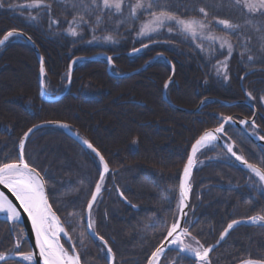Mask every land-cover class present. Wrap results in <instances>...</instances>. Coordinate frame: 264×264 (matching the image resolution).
I'll return each mask as SVG.
<instances>
[{"label":"trees","instance_id":"trees-1","mask_svg":"<svg viewBox=\"0 0 264 264\" xmlns=\"http://www.w3.org/2000/svg\"><path fill=\"white\" fill-rule=\"evenodd\" d=\"M30 2L3 0L0 38L17 29L36 43L44 58L47 95L54 97L66 89L68 66L77 56L106 52L113 58L111 72L119 74L135 70L155 54L164 53L175 69L166 90L170 101L193 109L206 97L249 100L257 110L255 131L264 135V101L260 99L264 96V52L260 51L258 39L264 33V16L248 13L235 0H163L172 13L183 19L202 18L197 10L204 7L208 13L206 22L211 21L209 30L226 36L233 45L228 57L227 49H221L218 42H202V52L196 47L201 43L198 38L185 39L177 32L169 33L167 27L153 34L151 40L138 39L141 24L150 19L148 12L143 11L138 19L120 25L118 30L119 18L105 17L95 35H112L115 42L89 43L95 16L86 17L90 23L77 29L82 39L66 33L68 22L79 11L73 10V0H43L39 9L22 7ZM134 2L126 0L125 16ZM9 4L17 7L9 8ZM217 19H227L239 27L235 31L224 29L216 23ZM142 43L149 47L133 56L127 54ZM248 55H253L254 61H248ZM23 56L32 62L31 74L18 81L10 63ZM226 57L227 81L223 73L217 75L216 68ZM38 72L39 61L28 42L14 37L0 48V161L18 158L19 139L31 126L44 121L67 123L109 163L92 218L95 231L113 250V264H146L177 217L179 177L192 143L203 131L218 126L222 116L250 118L253 109L244 103L222 105L209 99L197 113L176 110L162 96L163 85L171 74V67L163 58L124 78L112 77L104 58L74 62L70 91L55 101L40 97ZM247 93H251V99ZM247 127L252 129L250 123ZM225 129L222 137L234 144V151L262 167L264 147L231 124H226ZM25 159L45 178L49 202L61 220L70 219L69 213L77 214L79 226L70 236L82 253V264H108L106 248L88 233L85 218L79 220L81 214L85 217L87 200L99 180L98 157L62 128L44 126L25 141ZM190 185L186 225L191 236L205 247L216 242L233 220L264 215L262 183L217 144L196 153ZM120 193L129 203L123 201ZM21 227L0 219V251L13 247ZM62 243L71 248L69 242ZM24 250H30L27 240ZM244 259H264V227L239 224L232 228L211 253L210 264H238ZM160 264L196 261L168 251Z\"/></svg>","mask_w":264,"mask_h":264},{"label":"snow or ice","instance_id":"snow-or-ice-1","mask_svg":"<svg viewBox=\"0 0 264 264\" xmlns=\"http://www.w3.org/2000/svg\"><path fill=\"white\" fill-rule=\"evenodd\" d=\"M235 3L240 5L248 13L264 16V0H235ZM43 4V0H31L30 3L23 5L29 9H39ZM126 0H73V10L79 9L77 14L73 16V19L69 21V27L66 29L68 36L73 38L82 39V35L77 31L78 28H82L90 23V19L86 17L95 16V26L92 27L93 36L89 43H95L98 41L115 42L112 35H105L98 37L95 32L98 26L103 22L104 18L116 19L117 29L119 26L129 22L135 21L139 18L140 12H148L150 19L141 24L137 38L152 39L153 34H159L160 30L167 27L168 32H177L185 39L191 37L193 41L199 39L201 43H197L196 47L200 48L202 52L205 51L203 47L204 41L210 44L219 43L220 48L227 49L228 57L232 55L233 45L227 39L226 36H217L210 31L211 21L206 22L208 13L204 7H200L197 11L203 14L202 18L190 17L183 19L172 13L163 0H135L134 3L129 5L128 16L124 15ZM4 7L3 0H0V8ZM9 8H15L17 5L9 4ZM156 9V10H153ZM35 19V17H31ZM55 23L56 21H52ZM216 23L222 25L224 29H230L235 31L239 25H235L227 19H217ZM250 23V21H249ZM23 33L18 32L16 29H12L4 33L3 38L0 39V45H5L10 38H19ZM31 38L29 37V40ZM261 41L260 51L264 52V33L258 37ZM75 42V41H73ZM156 42V41H153ZM149 47L148 44H141V48H133V53H138L142 49ZM161 57H157L160 59ZM248 61H254L253 55H248ZM112 57H107L108 64H112ZM222 65V66H221ZM217 75L223 73V79L227 81L229 79L227 75L228 65L227 57L224 62L217 63ZM72 65L68 66V76L71 77ZM45 67L44 58H40V88L44 89L45 85ZM172 78L169 77L168 81H165L164 88L169 87V83ZM249 99L252 98L251 93H247ZM261 101H264L262 96ZM222 123L219 124L212 131H205L195 143L191 146V154L187 157V163L183 168V175L180 178L179 184V201L177 204L178 211L182 214L181 217H177L174 222L167 227L166 235L160 245H158L151 255L147 258V264H160L161 257L164 256L166 249L175 248L178 250V257L180 254L188 253L195 258L196 264H208L209 252L212 246L204 247H192L191 244H187L184 241V237L190 236V232L187 228H181V219L186 218L187 213L184 211L187 207L188 193L191 188L188 182L189 177L194 166V157L201 147L207 145L215 146L214 142L221 139L226 134L225 125L234 124L236 121L231 116H222ZM47 124H56L59 127L67 128L68 125L58 121H47ZM249 121L240 120V125H247ZM37 125L29 128L23 133V136L19 139V156L15 160L0 161V186L3 189H7L11 196L15 199H10L3 190H0V215H3L5 222L13 225L20 226L22 220L26 216L27 220L31 223V230L35 236L34 249L38 250V253L34 250H24V244L26 243L25 236L23 235V228L19 233H16L13 241V247L8 249L7 252L0 251V264H82V253L77 250V247L73 245L71 249L65 248L61 243V237H66L65 242H70L72 237L70 232H74L76 227L79 226V222L76 218L75 212L69 213L70 219L61 220L57 215V211L53 209V204L49 202L50 193L46 191L47 184L45 178L37 171L36 167L30 165L25 159V141L29 135L36 129ZM251 128L253 132L251 135L255 136L259 140H264V135H258L255 131L258 125L253 120L251 122ZM81 143L90 149L96 157L99 158V180L95 183V190L91 191V198L87 200V207L84 211L87 213V231L92 234L95 239H98L104 248L107 249L106 259L110 262L114 259L113 250L108 246V241L95 231V221L92 218L93 205L97 201L98 195L104 187V180L106 174L109 172V163L101 152L93 146L87 139H83ZM226 148V155L230 154L236 161L245 166L252 174L258 177L259 182L264 183V160L260 163L262 167H257L256 164L249 163L243 155L237 154L234 151V144L225 143L223 145ZM119 192V188H117ZM123 196V193H121ZM135 207V205H133ZM85 217L83 214L79 216V220H83ZM248 220L251 223H261L264 225V215H257L249 217ZM240 220H233L228 224L227 228L221 233L220 239L231 230L235 225L242 223ZM11 234V230H10ZM83 235V233H82ZM194 240L195 237H192ZM166 242V243H165ZM199 245V241H196ZM9 253L17 259L10 260ZM38 257V258H37ZM241 264H264V259H244Z\"/></svg>","mask_w":264,"mask_h":264},{"label":"water","instance_id":"water-1","mask_svg":"<svg viewBox=\"0 0 264 264\" xmlns=\"http://www.w3.org/2000/svg\"><path fill=\"white\" fill-rule=\"evenodd\" d=\"M18 32H21V33H23V35L22 36H20L22 39H24L25 41H27L31 46H32V48L34 49V51H35V53H36V55H37V58H38V61H39V72H38V84H39V95H40V97L43 99V100H47V101H55V100H58V99H60V98H62L63 96H65L66 94H68V92H69V90H70V79H69V82H68V85H67V88L65 89V91L62 93V94H60V95H58L57 97H54V98H48V97H46L45 96V88L44 89H41L40 88V58L42 57L41 56V53H40V50L38 49V47H37V45H36V43L32 40V39H30L29 40V36L26 34V33H24L23 31H21V30H17ZM3 38V35H2V37L0 38V39H2ZM4 45H0V48L1 47H3ZM137 48H141V46H139V47H137ZM139 53V52H138ZM127 54L128 55H134V54H137V53H133L132 52V50H130V51H128L127 52ZM107 57H111L109 54H107V53H105V52H100V53H96V54H93V55H87V56H77V57H75L73 60H72V62L70 63L71 65L74 63V62H77V61H80V60H94V59H96V58H105L106 60H107ZM157 57H162V58H164L166 61H167V63L170 65V67H171V69H172V71H171V75L169 76V77H171L172 78V80H173V78H174V72H175V69H174V66H173V63L169 60V58L165 55V54H163V53H158V54H156V55H154L152 58H150V59H148L145 63H143V65H141V67H139L138 69H136V70H133V71H129V72H126V73H122V74H112L111 72H110V67H111V65H109L108 64V61H107V71L109 72V74L112 76V77H115V78H124V77H128V76H131V75H133V74H135V73H138V72H140V71H142L149 63H151L153 60H155V59H157ZM45 67V66H44ZM169 80V78L166 80V81H168ZM171 80V81H172ZM162 96H163V99L170 105V106H172V107H174L175 109H177V110H179V111H183V112H189V113H196V112H198L199 111V109L202 107V104H203V102L205 101V100H212V101H215V102H218V103H220V104H223V105H234V104H238V103H244V104H248V105H250L251 106V108L253 109V111H254V113H253V115H252V117L251 118H242V119H238V118H236V117H234V116H232V115H230L232 118H233V120L234 121H236V123H234V124H231V125H233L234 127H236V128H238V129H240L250 140H252L254 143H256V144H258V145H260V146H262V147H264V140H259V139H257L255 136H253V135H251V133L253 132L252 130H249L247 127H246V125H240L239 124V121L240 120H247V121H249V123H251L253 120H255V117H256V108H255V106L250 102V101H248V100H245V99H238V100H233V101H225V100H222V99H219V98H216V97H206V98H203L199 103H198V105L195 107V108H193V109H187V108H185V107H182V106H180V105H177V104H175V103H173V102H171L170 100H168V98H167V96H166V89L164 88V85H163V88H162ZM47 121H44V122H40V123H37V124H35V125H37V126H39V127H37L36 129H38V128H40V127H44V126H57L56 124H47L46 123ZM58 122H61V123H63V124H66V125H68L67 123H65V122H62V121H58ZM223 122V121H222ZM34 126V125H33ZM33 126H31L30 128H32ZM219 126V125H218ZM218 126H216V127H218ZM57 127H59V126H57ZM216 127H214V128H209V129H207V130H205V131H212V130H214ZM60 128H62L63 130H64V132L67 134V135H69L71 138H73L75 141H77L79 144H81V145H83L82 143H81V141L84 139L81 135H79L78 133H76V131H74L69 125H68V127L67 128H63V127H60ZM36 129H34V131L36 130ZM33 131V132H34ZM205 131H203L202 133H201V135H203V133L205 132ZM32 132V133H33ZM31 133V134H32ZM30 134V135H31ZM29 135V136H30ZM200 135V136H201ZM258 135H260V134H258ZM23 136V135H22ZM199 136V137H200ZM198 137V138H199ZM197 138V139H198ZM27 140V139H26ZM196 141V140H195ZM195 141L193 142V143H195ZM192 143V144H193ZM215 144H217V145H219L220 147H222L225 151H226V148H224L223 147V145L225 144V143H227L222 137H221V139L219 140V141H217V142H214ZM84 146V145H83ZM192 146V145H191ZM86 147V146H85ZM191 147H190V149H189V151H188V155L189 154H191ZM188 155H187V157H188ZM234 161H236L235 160V158L234 157H232L230 154H228ZM18 156H19V143H18ZM194 161H195V157H194ZM240 166H242V167H244V168H246L245 166H243L240 162H238V161H236ZM187 163V158H186V161H185V163H184V165ZM250 163V162H249ZM253 164V163H252ZM184 165H183V167H182V169H181V173H180V177H179V184H180V178H181V176L183 175V168H184ZM194 166H195V163H194ZM194 166H193V169H194ZM257 167H259V166H257ZM193 169H192V172H191V176L189 177V180H188V182L190 183V180H191V177H192V174H193ZM247 169V168H246ZM38 171V170H37ZM42 175V174H41ZM263 184V187H264V183H262ZM0 190H3L4 192H5V194L6 195H8L9 196V198L10 199H15L14 197H12L11 196V193H9L8 191H7V189H3V187L2 186H0ZM179 195H180V190H179ZM122 198H123V196H121ZM189 201H190V190H189V193H188V200H187V207L185 208V212L187 213V211H188V207H189ZM181 213L178 211V214H177V217H181ZM0 218L1 219H4V217L3 216H0ZM86 221H87V213H86ZM185 221H186V218H182L181 219V224H180V227L181 228H187V229H189V227H185ZM240 221H243L242 223H240V224H246V225H261V226H263L264 227V225H262L261 223H251L248 219H240ZM21 225H22V227H23V229H24V232H25V238H26V240L28 241V244H29V247H30V250H34L35 252H37L38 253V250H36V249H34V245H35V236H34V234L32 233V230H31V223H30V221H28L27 220V218H26V216L24 217V219L22 220V222H21ZM239 225V224H238ZM228 226V225H227ZM235 226H237V225H235ZM234 226V227H235ZM227 228V227H226ZM225 228V229H226ZM230 231V230H229ZM228 231V232H229ZM90 233V232H89ZM91 234V233H90ZM228 234V233H227ZM227 234L224 236V238L221 240L220 239V236H219V238H218V240L215 242V243H213L211 246H212V248H211V251L209 252V256H210V254H211V252L217 247V246H219L220 245V243L225 239V237L227 236ZM63 237V236H62ZM65 238V237H64ZM161 243V242H160ZM166 243V242H165ZM160 245V244H159ZM168 250H174V251H177L178 252V250L177 249H175V248H169V249H166V251H168ZM165 251V252H166ZM183 255H185V256H188V257H191V258H193V259H195L192 255H190V254H188V253H183ZM9 257L10 258H14L12 255H9ZM38 258V257H37ZM146 264H147V262H146ZM239 264H241V263H239Z\"/></svg>","mask_w":264,"mask_h":264},{"label":"rangeland","instance_id":"rangeland-1","mask_svg":"<svg viewBox=\"0 0 264 264\" xmlns=\"http://www.w3.org/2000/svg\"><path fill=\"white\" fill-rule=\"evenodd\" d=\"M10 65H11L10 66L11 70L13 68L15 69L14 78L16 80H18V81L22 80L23 78H28L30 76V74H31L32 62L27 56H23V57H20L17 60L12 61V63H10ZM187 109H191V108H187ZM146 143L147 144H151V140H147ZM192 243H193L191 245L192 247H199L198 245H196V242L192 241Z\"/></svg>","mask_w":264,"mask_h":264},{"label":"bare ground","instance_id":"bare-ground-1","mask_svg":"<svg viewBox=\"0 0 264 264\" xmlns=\"http://www.w3.org/2000/svg\"><path fill=\"white\" fill-rule=\"evenodd\" d=\"M201 100H202V99H201ZM201 100H200V101H201ZM245 100H246V99H245ZM200 101H199V102H200ZM219 104H220V103H219ZM222 105H223V104H222ZM247 105H248V104H247ZM249 106H250V105H249ZM200 109H201V108H200ZM200 109H199V110H200ZM196 113H197V112H196ZM253 113H254V111H253ZM256 114H257V111H256ZM123 201H124L125 203H129L128 200H127L125 197L123 198ZM178 201H179V196H178ZM189 202H190V201H189ZM0 216H3V215H0ZM260 226H261V225H260ZM194 240H195V241H198L196 238H195ZM217 247H218V246H217ZM217 247H216V248H217ZM216 248H215V249H216ZM161 259H162V257H161ZM238 264H239V263H238Z\"/></svg>","mask_w":264,"mask_h":264}]
</instances>
